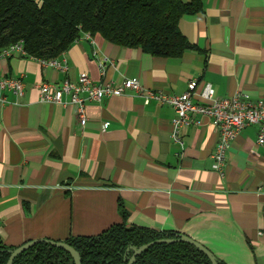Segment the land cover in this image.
I'll return each mask as SVG.
<instances>
[{
  "label": "crops",
  "instance_id": "0c3cea01",
  "mask_svg": "<svg viewBox=\"0 0 264 264\" xmlns=\"http://www.w3.org/2000/svg\"><path fill=\"white\" fill-rule=\"evenodd\" d=\"M188 1V0H183ZM179 29L193 45L178 57L82 35L55 58L65 70L30 56L0 58V75L21 77L24 93L0 102V238L11 247L33 239L93 236L121 221L184 233L224 264H264V150L258 127L239 132L220 170L212 154L217 128L208 117L170 137L173 108L134 93L85 104L40 101L35 85L136 79L181 95L196 81L194 101L210 84L214 97L241 92L264 98V0H203ZM106 64L101 73L99 63ZM63 100L68 102L69 96Z\"/></svg>",
  "mask_w": 264,
  "mask_h": 264
},
{
  "label": "trees",
  "instance_id": "16d2710c",
  "mask_svg": "<svg viewBox=\"0 0 264 264\" xmlns=\"http://www.w3.org/2000/svg\"><path fill=\"white\" fill-rule=\"evenodd\" d=\"M203 9V0H0V49L22 40L28 56L59 57L84 33L100 34L111 43L137 47L152 55L178 57L193 45L179 29L184 15ZM121 221L93 236L65 240L81 264H127L131 247L177 237L173 231L128 224V212L118 205ZM15 247L0 238V264ZM218 264H224L216 258ZM12 264H75L64 250L38 243L18 254ZM132 264H211L185 242H157L136 255Z\"/></svg>",
  "mask_w": 264,
  "mask_h": 264
},
{
  "label": "built area",
  "instance_id": "2783aa9c",
  "mask_svg": "<svg viewBox=\"0 0 264 264\" xmlns=\"http://www.w3.org/2000/svg\"><path fill=\"white\" fill-rule=\"evenodd\" d=\"M90 37L89 33H84ZM15 55L28 56L22 40L11 43L0 49V58H8ZM42 63L65 70V66L56 59L41 60ZM106 64L99 63L101 73ZM39 92L40 101L56 104H71L75 108L79 121L86 119L85 104L88 101L100 102L104 97L122 96L134 93L143 99L144 104L156 101L173 108L175 116L171 121L170 137L180 151L184 147V130L193 125H199V117L205 116L212 120L217 128L218 141L212 154L214 169L220 170L226 159V151L240 131L248 126L258 127L256 144L264 150V98L255 101L247 95L238 92L230 97H214V89L210 84L204 86L200 95L207 102L194 101L196 81L189 83L188 90L181 95H169L160 91H152L145 88L136 79H124L120 83L101 82L95 83L87 73H81L77 81L63 80L60 84L42 82L35 85ZM6 91L16 96L24 93V82L21 77L0 75V102H6L2 94ZM68 95L69 101L63 100Z\"/></svg>",
  "mask_w": 264,
  "mask_h": 264
},
{
  "label": "water",
  "instance_id": "95a60500",
  "mask_svg": "<svg viewBox=\"0 0 264 264\" xmlns=\"http://www.w3.org/2000/svg\"><path fill=\"white\" fill-rule=\"evenodd\" d=\"M157 242H171V243L172 242H185V243H188V244L194 246L195 248H197L198 250H200L203 254H205L208 257V259L210 260L211 264H218L216 261V257L213 255V253L206 246H204L199 241L191 238L190 236H188L184 233H177V237H175V238L152 241V242L147 243V244H145L139 248L131 247L133 253H132V256L130 257L127 264H132V262L135 259L137 254H139L143 249H145V248L149 247L150 245L157 243ZM38 243H47V244L51 245L52 247L60 248L64 251H66L72 257L75 264H81L80 256H79L78 252L72 246H70L65 241L51 240V239H33V240L26 241L25 243L15 247L11 251V253H10L5 264H12L14 258L18 254L22 253L24 250H26L29 247H31L35 244H38Z\"/></svg>",
  "mask_w": 264,
  "mask_h": 264
}]
</instances>
